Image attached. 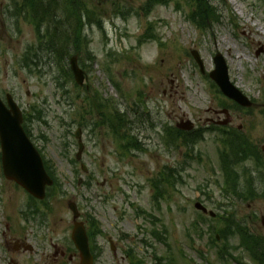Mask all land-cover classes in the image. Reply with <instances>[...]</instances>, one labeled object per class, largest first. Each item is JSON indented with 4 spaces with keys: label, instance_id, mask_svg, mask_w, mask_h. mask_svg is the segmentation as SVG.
Wrapping results in <instances>:
<instances>
[{
    "label": "rangeland",
    "instance_id": "rangeland-1",
    "mask_svg": "<svg viewBox=\"0 0 264 264\" xmlns=\"http://www.w3.org/2000/svg\"><path fill=\"white\" fill-rule=\"evenodd\" d=\"M12 1L0 0V95L12 94L24 112L34 115L28 125L32 140L57 170L60 191L51 190L46 200L54 209L49 226L40 231L31 222L32 235L53 238L46 252H51L53 243L63 247L60 239L70 235L73 225L68 205L76 202L82 221L88 225L89 216L96 218L99 230L96 234L92 228V235L97 236L94 242L102 253L95 264H166L169 260L170 264H237L217 258L225 243L213 244L208 228L224 223L210 220L195 203L200 201L222 215L228 210L250 226L256 214L259 220L252 227L264 235V199L245 201L234 192L230 197L222 194L218 158L224 145L220 131L206 132L188 157L184 147L169 146V142L174 144L163 125L175 126L185 118L197 128L210 126L226 119L225 108L228 127L241 125L251 141L264 144V0H210L209 5L200 6L206 11L211 8L209 16L197 15L204 28L188 17L195 8L187 2L195 0H170L169 5H158L150 12L144 11L143 0H87L86 7L99 9L104 29L97 25L86 29L87 51L95 60L80 57L87 74L81 87L68 77L67 65L65 68L52 56L50 61L40 51L31 23L21 17L18 29L5 20L3 14ZM54 9L57 11L56 5ZM77 9L66 6L64 16H77ZM58 14H63L61 9ZM193 50L204 62V73ZM28 53H39L42 63L27 67ZM218 53L227 62L231 82L254 102L250 110L232 109L231 100L213 88L209 72L215 68ZM95 93L103 104L116 102L125 113L123 129L138 137L141 150L125 149V141H119L102 124L101 113L89 112L87 96ZM38 111H42L41 118ZM82 113L85 118H80ZM78 127L83 129L85 146L76 163ZM165 166L176 170L164 183V197L155 199L152 179L160 178ZM259 182L262 180L250 177L241 187L252 188ZM231 185L228 181V193ZM27 200L4 177L0 163L1 230L11 220L25 226L21 209ZM199 220L203 222L201 235L194 230ZM159 231L162 241L152 234ZM236 244L237 239H231L230 252L244 264H255L246 251L233 247ZM63 264H80L79 253L76 259H64Z\"/></svg>",
    "mask_w": 264,
    "mask_h": 264
},
{
    "label": "water",
    "instance_id": "water-1",
    "mask_svg": "<svg viewBox=\"0 0 264 264\" xmlns=\"http://www.w3.org/2000/svg\"><path fill=\"white\" fill-rule=\"evenodd\" d=\"M198 61L203 66L199 58ZM215 64L216 68L211 72V77L220 86L221 90L240 104L250 106L251 102L248 98L230 82L228 66L222 55L218 54L215 57ZM71 67L77 82L83 84L84 72L80 69L76 57L71 59ZM7 104L11 110L6 108L5 103L0 98V141L4 174L8 179L16 181L35 196L43 198L46 186L50 185L52 181L44 171L40 154L21 126V110L10 95ZM180 127L191 129L192 125L187 122ZM70 207H73L75 217H78L77 210L74 208L75 205L72 204ZM197 207L203 209V206L199 203ZM74 239L81 251L83 264H90L91 255L83 224H76Z\"/></svg>",
    "mask_w": 264,
    "mask_h": 264
},
{
    "label": "trees",
    "instance_id": "trees-1",
    "mask_svg": "<svg viewBox=\"0 0 264 264\" xmlns=\"http://www.w3.org/2000/svg\"><path fill=\"white\" fill-rule=\"evenodd\" d=\"M170 0H144L143 9L145 11H150L153 9L156 5L158 4H168ZM209 0H195L193 5H195V9L193 11V17H196L197 20V15L200 17L204 18L207 17L208 12H211V8L208 7L207 11L204 9H200V6L202 5H209ZM62 7L66 8V6L70 5L67 0H62L61 1ZM58 7V0L54 1H43V0H16L14 1V8H16L19 12H22L25 14L30 11V17L26 18L28 22L32 23L37 31L38 35V43L40 45H43L44 49L47 50V55L52 56L56 61L58 60H63L67 58V56L70 54L69 52V47L70 44L73 43L74 46H78L81 42L80 39H82V34H81V26L80 25H75L73 26V32L70 30V23H71V18L69 15L64 16V15H59L57 11H54V7ZM60 6V3H59ZM209 16V15H208ZM81 19V16H80ZM17 25L19 23V19H15ZM78 23H81V21L78 20ZM97 25L99 27H102L103 21L102 19L97 21ZM42 31V32H41ZM84 39L86 41V47L88 40L84 34ZM33 48V47H31ZM35 53L31 54L34 55ZM31 55L26 54V58L31 57ZM35 56V55H34ZM37 58H32L31 61L34 62ZM28 65H30L28 63ZM41 114V111H40ZM110 124L115 131V134L119 141H125L124 148L127 150H133V149H142V146L138 144V137L134 136L133 134L129 132H123L124 135H122V132L119 131V128L117 124L115 123V116L112 114L111 119H110ZM173 133H177L175 137H180L182 136L181 131L173 130L169 131V135L171 136V140L175 141V138L172 136ZM186 136V134H184ZM187 137V136H186ZM185 137V138H186ZM199 138H197V141ZM186 141V140H184ZM167 178H162L164 181ZM162 182V181H159ZM156 187L158 190L159 187L156 183ZM37 203V202H33ZM237 227L240 229L239 232H241L242 226L237 225ZM242 229V230H241ZM235 233L233 232L231 234ZM157 239L161 240V235L160 233H152ZM258 243V240H256L254 237H247L245 236V239L243 241V245L246 248V250L249 252V254H252L253 257L257 255V252L255 249L252 247ZM260 262L261 264H264V251L261 252L260 255Z\"/></svg>",
    "mask_w": 264,
    "mask_h": 264
},
{
    "label": "bare ground",
    "instance_id": "bare-ground-1",
    "mask_svg": "<svg viewBox=\"0 0 264 264\" xmlns=\"http://www.w3.org/2000/svg\"><path fill=\"white\" fill-rule=\"evenodd\" d=\"M69 4L71 5H74V6H77V11H78V15L77 16H72L70 17L71 18V23H70V30L73 32V26L74 24L75 25H80L81 26V34H82V39L80 44L78 46H74L73 43L70 44L69 47V52H70V57L68 58H65L62 60V63L63 65L65 66L66 68V65L68 67V71L69 73H67L68 77H71V79L75 81L76 83V86L77 87H81V86H84L85 85V82H86V79H87V74H86V71L84 70V65L82 64V62L80 61V57L82 59H87L88 56H90V58L92 60H95V56L90 53H88L87 51V48L89 47V39L86 36L87 40H88V43H87V47H86V41L84 39V34L86 32V29L90 26H94L97 24V21L100 20L102 18V15H99V9H94V10H91L89 9V7L87 6L86 7V1L87 0H67ZM76 13V12H75ZM80 16H81V19H80ZM78 20L81 21V23H78ZM73 57H76L77 59V62H78V65L80 67V69L84 72V82L83 84H79L75 78V75H74V72L72 70V67H71V59ZM52 57L49 56V60L51 61ZM54 60V58H53ZM56 60V59H55ZM58 61H61V60H58ZM57 61V62H58ZM49 62V61H48ZM81 62V63H80ZM42 63V59H41V62ZM83 65V66H82ZM87 93H88V90H87ZM11 96L14 100V102L17 104V106L20 108L21 110V117H22V122H21V126L23 127L26 135L28 136V138L30 139V141L32 142V144L34 145V147L37 149L38 153L40 154V156H44L45 158V161L43 162L44 166V171L46 173V175L50 176V178L52 179V183L50 185H48V187L50 188V190H53L55 189L57 192L60 191V187H59V178H58V175H57V170L55 168V165L54 163L49 160L48 158L45 157V155L42 153V151L36 146V144L34 143V141L32 140V137H31V133L29 131V128H28V125L30 124V122L32 121V119L34 118V115L33 114H30L28 112H24L22 110V108L19 106V104L17 103V101L15 100L14 96L10 93H7L5 96H2L0 95V98L1 100L5 103V106L8 110H11L10 106L7 104L8 103V96ZM88 101H89V104H90V108L91 110L89 111L90 113H92L93 111H99L101 113V116H102V124L106 125L109 127L110 131L113 132L115 134V131H113L112 127H111V124H110V119H111V116L112 114L115 116V123L117 124L118 128H119V131L120 132H129L131 133L132 131H130L129 129H123V122L125 121L124 120V116H125V113H122L120 110H119V107L117 106L116 102H112L111 104H103L100 100L101 96H98L97 93H95L93 96L91 97H88ZM97 100H99V104L97 103ZM107 102H109V100H107ZM85 111V114H89L90 113ZM42 113V111H41ZM38 117L41 118V114H40V111H38ZM80 118H85L84 117V113L82 114H79ZM127 120V119H126ZM97 122L98 121H95L94 123V128L96 127L97 125ZM83 124V123H82ZM84 126V125H82ZM129 130V131H128ZM79 133V135H78ZM82 135H83V129L81 127H78L76 132H75V138L77 139V142H78V152H77V155H76V159L74 160V162L77 163V161H81L82 159V156H83V150H84V142H83V138H82ZM116 136V134H115ZM135 136V135H134ZM117 138V136H116ZM118 139V138H117ZM48 161V164L47 167H46V162ZM1 164L3 165V161H2V158H1ZM83 166V164H82ZM8 181H11V182H14L15 186L18 187L19 189H21L25 196H27L30 200V202H37L38 205L41 206V209H40V212H43L44 215H46L45 213H52V209L53 207H50V205H47L46 204V200L47 198H49V196L51 194H44V197L43 198H39L37 196H35L34 194H32L30 191H28L25 187H23L22 185H20L19 183L13 181L12 179H7Z\"/></svg>",
    "mask_w": 264,
    "mask_h": 264
},
{
    "label": "flooded vegetation",
    "instance_id": "flooded-vegetation-1",
    "mask_svg": "<svg viewBox=\"0 0 264 264\" xmlns=\"http://www.w3.org/2000/svg\"><path fill=\"white\" fill-rule=\"evenodd\" d=\"M246 162L249 163V166L252 165L250 160ZM250 170L252 178L262 180V183L259 182L260 184L256 187L258 189H263V187L259 185L263 184L264 186V166L253 163ZM24 207H26V205ZM31 208L32 207L27 208L26 220L22 216L24 219L21 221L26 223L25 226H17L14 224L15 222L11 220L10 223L6 225V229H0V264H63L64 259H76L77 250H74L75 253L68 251L69 246H73L71 235L66 237L68 239H60L61 242H63L62 248L58 247L57 243H53L51 252H46L45 248L49 246L50 242H53V238L48 240L46 235H32L31 222L35 223L34 225L38 230H44L49 226L50 217L54 213L48 212L45 213L46 215L40 216L38 209L31 213ZM63 240L68 243L65 244ZM43 259L47 261L44 262L42 261Z\"/></svg>",
    "mask_w": 264,
    "mask_h": 264
}]
</instances>
